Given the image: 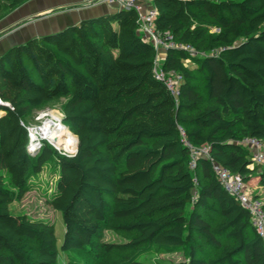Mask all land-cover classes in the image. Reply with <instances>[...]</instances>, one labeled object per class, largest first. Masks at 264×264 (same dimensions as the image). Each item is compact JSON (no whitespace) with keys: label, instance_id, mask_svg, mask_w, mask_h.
<instances>
[{"label":"trees","instance_id":"trees-1","mask_svg":"<svg viewBox=\"0 0 264 264\" xmlns=\"http://www.w3.org/2000/svg\"><path fill=\"white\" fill-rule=\"evenodd\" d=\"M29 0H0V20ZM157 30L201 54L171 47L162 69L182 79L175 95L156 76L157 49L143 38L135 9H117L35 36L0 55V264H56L55 225L11 206L30 176L57 151L47 141L33 156L27 117L65 99L63 121L78 150L58 155L60 176L50 203L64 223L60 250L91 248L100 264H152L137 252L115 262L96 246L103 228L128 218L130 244L190 247L169 264H264V241L247 208L222 185L219 163L264 188L245 137L264 139V0H154ZM192 59L196 66L187 61ZM208 145L191 170L190 149ZM260 197V195H257ZM223 221L214 227L211 212ZM195 236L221 248L198 254ZM225 237L231 244H223ZM26 241L37 243L32 258Z\"/></svg>","mask_w":264,"mask_h":264},{"label":"rangeland","instance_id":"rangeland-1","mask_svg":"<svg viewBox=\"0 0 264 264\" xmlns=\"http://www.w3.org/2000/svg\"><path fill=\"white\" fill-rule=\"evenodd\" d=\"M10 14L11 12L7 15ZM162 56L163 54H161L159 65L162 63V60L164 58ZM187 64L190 66H196L192 59H189L187 61ZM64 102L65 99H57L48 102L40 111H48L54 116L62 115ZM39 113L37 112L34 113V115L27 117L26 124L30 126L40 125L43 119L39 118ZM68 128L70 129V127ZM71 132L73 131L71 130ZM47 143L52 149H55L57 153H55L53 157L43 165L42 170L40 172L33 173L30 176L27 188L22 196H18L16 194L18 190L17 187L12 184H9V188H11L15 195V200L11 208L16 213L27 214L35 218H41L50 221L55 225L56 234L58 238V247L60 251L56 264H100V261L97 260L91 248L70 251L60 250L65 230L63 218L61 213L54 209V207L51 205L49 198L55 191L56 184L60 176L58 155L74 154V150L77 146V140L75 141L74 148H70L68 146L58 148L53 145L54 142L47 141ZM42 146L38 149H34L33 153L31 154L35 156L42 150ZM256 180L257 177L253 175V177H251L248 182L245 181L248 189L252 191L253 194V188H256L257 185ZM260 197H262L264 200V195H260ZM210 218L212 219L213 224H215L214 227H217V225L223 221L221 216L214 211L210 213ZM127 223H129L128 218L115 219L103 228L102 235L96 240V246H100V244L103 242H108L117 245L113 247L112 250L102 253L103 261L115 262L137 251V256L140 260L148 261L152 264H169L172 262L184 260L189 257V246L178 248H165L159 247L152 242L130 244V242L137 236V234L134 231L126 230L121 227V225ZM195 237V245L197 246V251L199 255L203 257H215L221 253V248L210 245L206 240L200 238L199 236ZM221 240L225 245L231 244L225 237H221ZM25 245L27 246L31 257L35 258L37 255V243L33 241H26Z\"/></svg>","mask_w":264,"mask_h":264},{"label":"built area","instance_id":"built-area-1","mask_svg":"<svg viewBox=\"0 0 264 264\" xmlns=\"http://www.w3.org/2000/svg\"><path fill=\"white\" fill-rule=\"evenodd\" d=\"M113 6H117V9H135L139 14V30L143 38L150 40L154 43L157 49V59L155 64L156 76L163 80L175 95L178 94V84L182 77L180 74L173 72L167 74L163 69L159 61L161 54L166 53L171 47H178L187 50L191 55L195 56L201 54L191 44H180L176 42L170 32L162 33L157 30L155 19L157 16V8L154 5V0H103ZM164 57V56H162ZM2 105H10L8 101L0 96V107ZM2 111L0 110V113ZM40 112V113H39ZM39 118L43 119L40 125H27L29 131V143L28 149H38L44 144V141L53 142L51 138L42 134V130L45 127V123L51 120L52 115L50 112L39 111ZM63 120V114H62ZM49 131L52 128H48ZM32 130H35L36 138L32 137ZM183 134V142L190 149V164L191 170H196L198 161L201 157L210 158V147L208 145L195 146L191 141ZM241 143L250 147L252 150V160L255 163H264V139L255 137H245L241 140ZM75 152V150H74ZM213 169L224 188L234 196L242 206L247 208L251 214V220L256 228V231L263 238L264 241V200L262 197H258L250 191L246 185L244 178L239 173H234L227 167L213 162Z\"/></svg>","mask_w":264,"mask_h":264},{"label":"crops","instance_id":"crops-1","mask_svg":"<svg viewBox=\"0 0 264 264\" xmlns=\"http://www.w3.org/2000/svg\"><path fill=\"white\" fill-rule=\"evenodd\" d=\"M115 10V6L103 0H29L0 20V55L32 37L55 32ZM256 181L253 192L255 195H264L258 177Z\"/></svg>","mask_w":264,"mask_h":264},{"label":"bare ground","instance_id":"bare-ground-1","mask_svg":"<svg viewBox=\"0 0 264 264\" xmlns=\"http://www.w3.org/2000/svg\"><path fill=\"white\" fill-rule=\"evenodd\" d=\"M48 128H52V130L49 131ZM41 133L51 138L54 142L53 145L58 148H62L63 146H68L70 148L75 147L74 145L77 137L73 132H71L66 124H64L62 115H52L51 120L46 121L45 127ZM32 137L33 140L36 138L35 130H32Z\"/></svg>","mask_w":264,"mask_h":264},{"label":"water","instance_id":"water-1","mask_svg":"<svg viewBox=\"0 0 264 264\" xmlns=\"http://www.w3.org/2000/svg\"><path fill=\"white\" fill-rule=\"evenodd\" d=\"M77 150H78V137H77V147H76V149H75V152L74 153H76L77 152ZM30 151V153H33V150H29Z\"/></svg>","mask_w":264,"mask_h":264}]
</instances>
